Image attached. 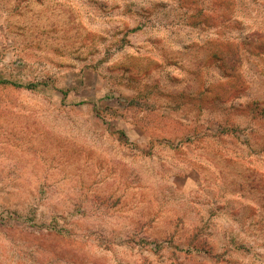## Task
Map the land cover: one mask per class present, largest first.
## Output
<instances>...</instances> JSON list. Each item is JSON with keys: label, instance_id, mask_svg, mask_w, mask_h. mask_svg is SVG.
<instances>
[{"label": "rangeland", "instance_id": "374dc122", "mask_svg": "<svg viewBox=\"0 0 264 264\" xmlns=\"http://www.w3.org/2000/svg\"><path fill=\"white\" fill-rule=\"evenodd\" d=\"M228 78L264 101V0H0V264H264L213 176L264 113L187 97Z\"/></svg>", "mask_w": 264, "mask_h": 264}, {"label": "crops", "instance_id": "0c3cea01", "mask_svg": "<svg viewBox=\"0 0 264 264\" xmlns=\"http://www.w3.org/2000/svg\"><path fill=\"white\" fill-rule=\"evenodd\" d=\"M223 71L228 70L223 69ZM228 74L231 76L232 72L230 71ZM229 79L230 78L217 82V93H214L211 88L215 86L214 84L201 83L198 87V93L188 95L187 97L190 98V102L196 105L202 102L199 100L198 96H207L208 101H206V103L209 105L213 104L222 107L226 104L229 105V107L226 108V119L223 120L225 121L224 124L231 128L230 122L235 119L234 116L248 114L252 116V118L250 117L251 121H254V119H263L264 101L253 100L247 103H235L238 97L236 94L229 92V87L231 86ZM184 94L186 95V93H182L181 95L185 97ZM198 110L201 111L200 108H198ZM225 125L223 127H225ZM235 127L238 128V125ZM253 130L256 133L264 135V124L261 123L260 126H257L256 129L254 128ZM244 145L245 146H243V144L240 145L241 150H236L230 160H228V157H225L224 164L217 162V172L214 173L213 176L217 178L215 184L221 193L225 190L226 186L232 184L239 188L238 193L241 194V200L246 202L247 200L244 196L247 192L254 193L264 187V139L255 140L253 143L251 142L248 145ZM205 177L206 176H203V178ZM247 209H253L257 214H264V205L260 204H256L255 206L251 205L249 208L246 205H242L241 208L239 207L236 209V213L240 214V211H247ZM252 221L253 219H249V225L252 224Z\"/></svg>", "mask_w": 264, "mask_h": 264}]
</instances>
